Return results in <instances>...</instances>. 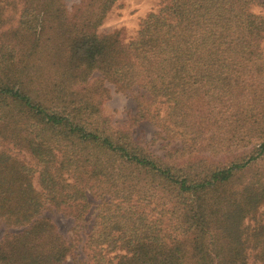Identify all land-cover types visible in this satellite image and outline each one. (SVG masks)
Listing matches in <instances>:
<instances>
[{
  "label": "trees",
  "instance_id": "trees-1",
  "mask_svg": "<svg viewBox=\"0 0 264 264\" xmlns=\"http://www.w3.org/2000/svg\"><path fill=\"white\" fill-rule=\"evenodd\" d=\"M119 1L0 0V264L68 262L53 209L90 264H264V0H157L127 41L99 32ZM106 83L144 92L130 125Z\"/></svg>",
  "mask_w": 264,
  "mask_h": 264
},
{
  "label": "rangeland",
  "instance_id": "rangeland-1",
  "mask_svg": "<svg viewBox=\"0 0 264 264\" xmlns=\"http://www.w3.org/2000/svg\"><path fill=\"white\" fill-rule=\"evenodd\" d=\"M79 2L80 0H66L70 10ZM159 7L160 5L157 0H120L110 11L103 25L99 28V32L112 33L117 30H122L123 38L127 41L137 33L140 21L150 12L158 10ZM253 11L264 16V9L259 5H255ZM7 17L11 21L7 26L9 28L17 23L19 11L11 7L7 10ZM106 86L109 89V96H107L103 104L104 113L110 118L114 127L130 125L132 116L138 111L136 97L141 96L144 92L135 89L131 92L123 93L118 91L111 83H106ZM166 109L167 106L163 105V112ZM132 131L133 137L137 141L148 143L152 150L159 156L164 155L166 146L181 145L180 140L177 138H169L150 121L140 122L132 128ZM12 153H15L20 159L31 165L35 164L27 152L12 149ZM34 183L39 187L36 178ZM44 216L50 218L58 226L60 232L67 237H71L73 243L77 244L76 251L65 264H90L89 252L85 243L86 233L89 232L91 224L80 234V237H77L71 230L73 227V220L71 218L64 216L63 213L55 209L45 211ZM18 230V228H8L5 223H0V239L5 233L10 231L16 232Z\"/></svg>",
  "mask_w": 264,
  "mask_h": 264
}]
</instances>
